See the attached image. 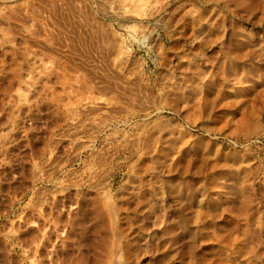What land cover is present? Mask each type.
<instances>
[{"label": "rangeland", "instance_id": "obj_1", "mask_svg": "<svg viewBox=\"0 0 264 264\" xmlns=\"http://www.w3.org/2000/svg\"><path fill=\"white\" fill-rule=\"evenodd\" d=\"M0 264H264V0H0Z\"/></svg>", "mask_w": 264, "mask_h": 264}]
</instances>
